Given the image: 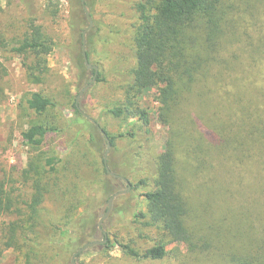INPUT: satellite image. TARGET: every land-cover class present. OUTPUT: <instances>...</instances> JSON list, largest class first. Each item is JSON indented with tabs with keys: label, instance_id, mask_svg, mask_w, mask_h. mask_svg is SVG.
I'll return each mask as SVG.
<instances>
[{
	"label": "rangeland",
	"instance_id": "1",
	"mask_svg": "<svg viewBox=\"0 0 264 264\" xmlns=\"http://www.w3.org/2000/svg\"><path fill=\"white\" fill-rule=\"evenodd\" d=\"M133 1L92 2L97 24L94 23L86 33V53L89 63L96 65L99 73L90 85L94 72L87 69L82 51V34L86 27L83 32L71 28L69 1L34 0L38 21L56 44L49 56L46 75L40 83H35L28 67L23 64V58L5 50L1 44L3 39L7 43L14 42L22 35L28 10L20 0H0V179L9 190L26 200L32 193L29 178L33 173L26 178L24 170L44 163L49 157L59 159L56 170L46 178L49 192L41 205V215L45 219L37 228L41 237L39 246L43 251L40 261L33 259L35 264H58L59 261L53 262L51 253L59 236L54 226H67L89 209L98 225L108 205L106 198L127 190L117 184L112 193L102 190L104 183L114 186L116 181L104 173L103 153L90 142V132L82 125H75L73 120L79 118L76 105L83 115L82 122L91 118L110 134L120 135L132 127V119H117L109 109L125 101L124 81L136 62L133 38L137 18ZM251 3L252 8H246L242 0L233 1L230 9L232 27L226 28L211 64L200 74L194 92L185 95L169 126L163 127L159 121V106L155 101L157 90H146L141 97L143 108L151 116V151L163 152L167 140L172 138L176 143L177 169L194 214L201 215L200 220L205 218L209 223L227 227L248 225L250 218L251 223H255L253 215L264 213V194L260 189L264 164H261L259 153L256 149L250 152L245 149L242 156L239 152H229L230 149L222 151L216 148L220 137L213 131L214 124L226 123L231 125L227 131L232 129L230 135H233L248 120L243 112L255 115L264 107L261 101L264 91V0ZM34 92L49 97L55 107L44 114L29 110L25 100ZM33 124L57 128L39 149L27 146L22 138V132ZM145 140L140 132L136 139H119L116 157L121 160L124 157L122 152L133 146L140 156L138 164L146 165ZM144 176L139 174L138 179ZM128 193L115 199L111 214L102 225L108 234L107 243L88 249L75 259L76 263H220L217 255L204 257L195 254L183 243L169 244L166 257L158 260H138L124 253L115 245L117 236L125 242L133 241L140 249L152 247L163 239L157 227L134 222L131 208L135 200L129 199ZM141 207L146 212L144 202ZM8 221V218H1L0 224ZM84 230L85 237L77 240L75 250L105 238L101 231L93 236L89 227L85 226ZM110 243L113 246L107 248ZM24 262L23 254L13 249L0 257V264ZM66 263L69 264L68 259Z\"/></svg>",
	"mask_w": 264,
	"mask_h": 264
},
{
	"label": "trees",
	"instance_id": "2",
	"mask_svg": "<svg viewBox=\"0 0 264 264\" xmlns=\"http://www.w3.org/2000/svg\"><path fill=\"white\" fill-rule=\"evenodd\" d=\"M67 1L71 4V28H78L79 32H83L89 26V20L82 0ZM94 1L85 0V4L97 24L96 9L92 3ZM233 1L235 0L133 1L137 18L133 38L136 62L124 81L125 101L109 109L115 118L132 119L133 123L131 128L120 135L110 134L102 128L107 133L111 145L108 166L116 175L112 177L108 173L103 159L104 173L116 182L114 186L109 182L104 183L102 190L112 193L116 184L128 189L125 182L128 180L131 189L127 196L135 200L131 208L134 222H144L146 226L157 227L162 232L163 239L146 249L137 248L133 241L125 242L118 236L115 238L116 246L138 260L163 259L167 255L169 244L183 243L195 254L199 253L204 257L217 255L219 264H264V213L253 215L255 223H251L250 218L248 225L236 224L227 227L215 222L209 223L205 218L200 220L201 215L194 214L177 169L175 141L168 139L165 150L159 154L151 151V116L141 103V97L146 90L156 89L155 101L159 106V121L163 127L169 126L185 95L194 92L200 74L211 64L226 28L232 27L230 9ZM256 1L261 3L263 0ZM251 2L253 0H242L246 8H252ZM20 3L28 10L25 30L18 40L7 43L3 39L1 44L5 50L23 58V64L28 67L33 82L40 83L48 71L49 56L56 44L39 23L33 7L34 0H20ZM88 40L90 41V38ZM261 96L264 106V91ZM25 102L27 108L36 114H44L51 107H55L54 102L41 92L30 94ZM75 108L79 118L73 120L74 124L82 125L85 131L90 132V142L101 150L105 157L108 146L106 138L93 123L82 122L83 115L76 105ZM244 115L248 120L244 126L234 131L233 135H230L232 129L227 131L231 125L214 124L212 130L220 137L216 148L222 151L230 149L229 152H239L242 156L245 149L249 152L256 149L261 164H264V107L255 115L243 112ZM56 131L54 126L33 124L22 132V138L27 146L39 149L47 136ZM139 132L146 138L144 144L147 149V164H138L140 156L133 146L122 152L124 157L122 156L121 161L115 155L118 149L117 141L136 139ZM208 150H211L210 147ZM58 161L57 157H49L44 163L24 170L26 178L33 173L29 178L32 180V193L26 200L9 190L7 184L0 179V219H9L8 222L0 224V257L5 251L13 249L23 254L24 264H35L33 259L41 260L43 250L39 246L41 237L37 228L45 219L41 215V205L49 192L47 174L56 170ZM139 174L145 176L138 179ZM260 183L264 194V178L260 179ZM109 198H106L107 204ZM143 202L146 204V212L141 207ZM90 210L78 219L70 221L67 226L53 225L59 233L55 247L51 249L54 263L59 261L58 264H68V259L69 264H73L72 258L79 250H75V245L80 237H85V226L93 231V236L100 233L98 225L89 214ZM106 211L107 207L105 213ZM120 213L126 214L123 211ZM112 246L110 243L107 248Z\"/></svg>",
	"mask_w": 264,
	"mask_h": 264
},
{
	"label": "water",
	"instance_id": "3",
	"mask_svg": "<svg viewBox=\"0 0 264 264\" xmlns=\"http://www.w3.org/2000/svg\"><path fill=\"white\" fill-rule=\"evenodd\" d=\"M82 5H83V9L85 11V14L86 16L88 17V20H89V27H87L84 32H83V58H84V61H85V64H86V67L88 70H94V78L92 80V82L90 83V85L96 80L97 76H98V73H99V68L96 66V65H92L89 63V59H88V55L86 53V33L93 27L94 25V21H93V17L91 16L90 14V11L88 9V7L86 6L85 4V0H82ZM86 88L83 89V91L85 90ZM82 91V92H83ZM81 92V93H82ZM80 93V94H81ZM78 100V99H77ZM89 121H91L100 131V133L106 138L107 142H108V146H107V151H106V154H105V157H104V162H105V167L108 171V173L112 176V177H115L116 175L114 173H112L109 169V166H108V156H109V152H110V148H111V145H110V141H109V138L107 137V133L100 127V125L93 119L91 118H88ZM125 182L127 183L128 185V189L127 190H121V191H118L116 193H114L108 200V206H107V211L106 213L104 214V216L102 217V219L99 220L98 222V229L99 231H101L104 235V240H95V241H92V242H89L87 243L85 246H83L82 248H80L78 251L75 252V255L73 256L72 258V262L73 264H76L75 262V259L77 257V255L81 254V253H84L85 251H87L88 249L92 248V247H95V246H99V245H102V244H105L107 243L108 241V234L104 231L102 225L104 223V221L109 217V215L111 214V211L113 209V205H114V201L117 197L119 196H122L124 194H126L127 192L130 191L131 189V184L129 183L128 180H125Z\"/></svg>",
	"mask_w": 264,
	"mask_h": 264
},
{
	"label": "flooded vegetation",
	"instance_id": "4",
	"mask_svg": "<svg viewBox=\"0 0 264 264\" xmlns=\"http://www.w3.org/2000/svg\"><path fill=\"white\" fill-rule=\"evenodd\" d=\"M94 72V70H92Z\"/></svg>",
	"mask_w": 264,
	"mask_h": 264
}]
</instances>
